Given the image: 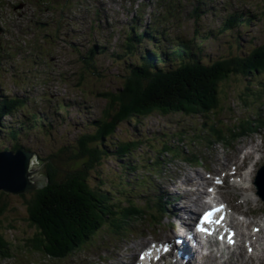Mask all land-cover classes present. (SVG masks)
Returning a JSON list of instances; mask_svg holds the SVG:
<instances>
[{
	"label": "rangeland",
	"instance_id": "obj_1",
	"mask_svg": "<svg viewBox=\"0 0 264 264\" xmlns=\"http://www.w3.org/2000/svg\"><path fill=\"white\" fill-rule=\"evenodd\" d=\"M73 1L75 0H10L6 5L2 3L1 6L4 8L0 12V19L7 17L11 24L9 32L6 33L9 50L0 55V94L26 102L22 109L16 111L15 117L7 116L4 120L16 121L22 118L23 113L26 114L24 109L31 112L30 119L40 117L45 132L30 127L31 124L33 125L31 123L27 125L29 133L26 136L22 135L20 142L37 155L45 157L50 153L56 154L59 158L57 164L61 167L69 165L70 160L67 159L68 155L60 153V149L66 147V143L74 141L79 135V130L86 131L80 126L88 120L97 118L105 107V101L96 93L106 88L117 87L127 64L133 62L134 58L138 59L140 50L152 49L163 54L185 43H192V50L197 52L201 61L210 64L234 55H245L252 47L264 42V0H199L200 3L183 0L182 11L176 9L179 12L176 18L171 16L159 18L155 24L151 21L150 14L152 12L163 14L168 8L158 12L154 8V0H145L140 4H132L131 0H78V5L68 4ZM67 6H71L72 9L69 15H67L68 11L60 10V7ZM130 6H132L131 12H129ZM94 7L108 10L100 14V23L96 27L88 23V19L96 18ZM193 7L195 8L192 10ZM108 8L116 11L119 16L115 17ZM79 9L82 11H78ZM135 10L139 13L134 14ZM235 14L242 16V19L237 16L233 27H226L228 18ZM86 15L87 20L80 19L85 18ZM69 18H75L78 22L82 20L83 24L71 22ZM243 18H247L248 21ZM3 24L6 28V23ZM133 31L143 33L141 47L135 41L130 42L135 46L134 58L129 53L131 50L128 51L126 47L129 36L134 35ZM148 32H151L150 36L158 39L148 43L144 36ZM158 45L161 47L159 48ZM1 46L2 44L0 48ZM91 49L97 52L91 59L93 66L87 67L80 57L86 59ZM164 60V68L177 66V61L170 59L169 56ZM94 72H99L102 76L95 75ZM249 83L264 87V75L254 77L251 81L242 76H235L221 83L220 107L207 118V123H212V119L223 122L220 124V129H223L235 124L236 117L246 118L245 115H251L252 122L259 117L258 112L264 114V99L251 100L242 96L244 88ZM261 117L264 118V115ZM203 121H206L204 115L165 116L153 113L144 118L119 124L115 138L126 141L143 134L145 135L143 143L135 153L134 159L130 157L120 159L111 151L113 155L104 158L101 164L92 168L90 185L114 192V197L119 202L115 207L121 210L123 207L127 208V201L122 198L126 192L123 191L122 183L127 182L129 186L126 189L134 192L130 202L135 204L138 212H140L139 208L143 210V219L146 220L137 226V231L132 230L130 234L122 236L127 237L123 239L120 237L124 234L123 229L119 233L114 229L122 227L121 223L126 222L128 215L124 210L116 213L95 234V239H91L86 247L77 250L73 256L63 262L33 252L27 244V239L35 236L37 232L28 221L26 209L32 199L31 192L22 196L5 193L2 195L0 191V208L3 207L0 213V236L8 242L10 255L8 258L0 257V264H70L71 258L79 259L83 255H88L92 249L101 248L104 249L101 254H110L109 243L115 245L117 249L123 248L129 242L142 244L144 241L142 225L147 223L151 215L162 216V212H157V207L151 205L150 208L147 207L149 202L146 196L157 194L160 182H164L173 172H177L183 162L181 158H176L171 153L168 156L164 155L163 160H160L168 164L166 175L162 172L155 180L150 174L162 170L158 163V157L163 153L160 144L167 143L169 146L177 147L178 150L174 151L176 156H189L190 153L183 151L184 145L189 147L187 146L189 141L191 146L193 145L191 154L201 150L202 156L209 161L205 171H213L218 166L219 157L211 158V156L220 152L221 144L216 145L215 152L210 148L203 150L208 147L207 138H209L201 125ZM48 123L51 125L47 126ZM240 124L241 121L239 128ZM217 125L219 126L218 123ZM213 128L216 131L220 130L216 125ZM47 129L50 133L46 132ZM261 131L264 132V127ZM183 132H186L188 137L181 143L178 137ZM226 136L233 141L231 136ZM115 138L110 142L112 143ZM0 147L8 148L10 144L4 142ZM232 148L235 150L237 146ZM227 156L234 158V153L230 152L224 156L225 164L231 162ZM32 162L34 167L42 169V164L38 166L35 160ZM120 162L127 164L126 166L136 164V170L125 171ZM40 172L37 174L38 177L42 176ZM140 175L144 176L142 183L136 181V177ZM190 199L188 196L186 200L189 202ZM169 208L172 211L171 205ZM183 212L182 210L181 214ZM163 222L164 219H161L157 224L149 225V228L160 227ZM131 224L135 222L131 221L128 225ZM128 225L126 227H129ZM114 263L112 258L107 262V264Z\"/></svg>",
	"mask_w": 264,
	"mask_h": 264
},
{
	"label": "trees",
	"instance_id": "obj_2",
	"mask_svg": "<svg viewBox=\"0 0 264 264\" xmlns=\"http://www.w3.org/2000/svg\"><path fill=\"white\" fill-rule=\"evenodd\" d=\"M68 4L72 5L71 2ZM70 8L71 6L62 7V10L68 11L67 15H69ZM237 16L228 18L226 27L234 25ZM133 33V36H129V43L126 44L127 50H131L129 53L132 57L135 47L130 42L135 41L141 47L143 36V33L139 31H133ZM150 34L151 32H148L147 35L144 34L148 43L158 39ZM191 45L192 43H185L163 54L152 49L151 51L140 50L138 59L133 57V62L127 64L125 73L121 75L122 79L118 82L117 87L97 92L96 95L105 101V107L97 118L88 120L87 123L80 126L84 127L86 131L79 130L76 139L71 143H66V147L60 149L61 154L68 155L69 165L59 166L57 164L59 158L56 154L50 153L45 157L36 154L40 164L43 165L42 174L46 183L42 189L31 192L32 199L26 207L28 221L37 230L35 236L27 239V244L33 252H39L52 260L63 261L77 250L86 247L91 239H95V234L116 213L124 210L128 217L126 224L124 222L121 223L122 227H115V232H120L129 222L136 223V220L140 218L139 215H135L138 213L135 207H123L121 210L116 208L115 206L119 202L111 190L90 185L92 168L101 164L104 158L113 155L111 151L120 159L123 157L134 159L135 153L143 143L145 137L143 134L126 141L115 138L114 135L119 124L144 118L153 113L165 116L185 114L192 117L202 114L204 117H209L215 109L219 108V86L221 83L235 76H242L251 81L254 77L264 75V42L252 47L245 55H234L210 64L202 62L197 52L192 50ZM158 47L161 46L158 45ZM94 53L96 51L91 49L86 59L80 57L85 66H93L91 59L94 57ZM168 56L177 61L176 67H163L164 59H167ZM98 73L94 72L93 74L102 76ZM247 85L242 92L244 98L264 99L263 86L258 87L250 83ZM2 95L4 94H0V146L4 142H8L10 147L4 149L0 147V151H15L17 148L23 147L20 137L29 133L27 125L33 123L30 127H37L45 132L44 123L38 125L40 119L36 117L30 119L31 112L27 109H24L26 114L23 113L22 118L6 122L4 118L15 117L16 111L22 109L26 103L21 99ZM247 108L245 107V109ZM258 114L260 118L256 116V121L251 122V115H245L246 118L240 120L242 133L258 131L264 127V118L261 117L264 114L262 112H258ZM50 125L47 124V126ZM201 125L209 136L207 143L213 144L211 139L217 134V131L211 127L212 124L208 125L206 121ZM46 132L50 133V130L47 129ZM197 135L200 136V134ZM3 137L6 138L4 141ZM187 137V133L183 132L178 139L182 143ZM113 138L115 140L112 141L113 146H111L110 140ZM224 140L228 139L225 137ZM160 145L163 153L158 157V163L162 170H156L155 173L150 174L155 180L162 172L166 175L167 164L161 162L160 159L163 160L164 155L168 156L170 153L177 157L174 154V151L178 150L177 147L169 146L167 143ZM187 146L189 147L184 145L183 151H188L190 159L193 162L196 161L198 155L191 154V144ZM111 148L114 150H110ZM28 149L30 150V148ZM120 163L125 171L136 170V164L126 166L127 164ZM137 163L139 162L137 161ZM143 179V175L136 177V181L139 183H142ZM122 186H124L123 191H126L122 198L127 201V205H135L130 202V197L134 192L126 189L129 186L127 182L122 183ZM1 194L5 195L3 192ZM144 194H146L145 191ZM2 211L3 207L0 208V213ZM8 249V242L0 236L1 258L10 257Z\"/></svg>",
	"mask_w": 264,
	"mask_h": 264
},
{
	"label": "water",
	"instance_id": "obj_3",
	"mask_svg": "<svg viewBox=\"0 0 264 264\" xmlns=\"http://www.w3.org/2000/svg\"><path fill=\"white\" fill-rule=\"evenodd\" d=\"M34 157L24 148L0 152V191L20 195L42 189L46 179L37 176L41 167L32 165Z\"/></svg>",
	"mask_w": 264,
	"mask_h": 264
},
{
	"label": "bare ground",
	"instance_id": "obj_4",
	"mask_svg": "<svg viewBox=\"0 0 264 264\" xmlns=\"http://www.w3.org/2000/svg\"><path fill=\"white\" fill-rule=\"evenodd\" d=\"M200 1H201V0H200ZM195 3H196V2H195ZM198 5H199V4H198ZM232 27H233V25L230 26V28H232ZM100 39H101V38H100ZM128 39H129V38H128ZM103 45H104V44H103ZM103 45H102V46H103ZM151 57H152V56H151ZM152 58H153V57H152ZM155 59H156V58H155ZM155 61H156V60H155ZM156 62H157V61H156ZM157 64H159V63L157 62ZM158 66H159V65H158ZM156 68H157V67H156ZM205 165H206V164H205ZM177 171L179 172V169H177ZM184 178L188 180L187 175H184ZM182 199H185V198L182 196ZM184 203H185V202H184ZM185 204H186V203H185ZM247 204H248V203H246V205H247ZM186 206H187L191 211H193V213H194V209H193L192 205H190V204H186ZM200 246H201V245H200ZM263 251H264V250L261 248V251H260V252L262 253ZM115 256L118 257L119 255L116 254ZM197 257H198V256H196L195 259L198 261V258H197ZM199 262L202 263V264H203V263L206 264V262H205V261H202V260H199Z\"/></svg>",
	"mask_w": 264,
	"mask_h": 264
},
{
	"label": "snow or ice",
	"instance_id": "obj_5",
	"mask_svg": "<svg viewBox=\"0 0 264 264\" xmlns=\"http://www.w3.org/2000/svg\"><path fill=\"white\" fill-rule=\"evenodd\" d=\"M219 210H220V209H216V211H219ZM210 215H212V213H206V214H205V219H207L208 216H210ZM198 230H203V229H200L199 226H198ZM229 242H231V241H229Z\"/></svg>",
	"mask_w": 264,
	"mask_h": 264
}]
</instances>
